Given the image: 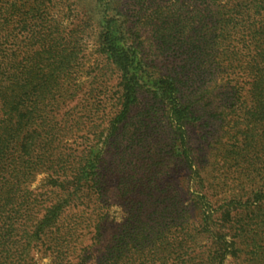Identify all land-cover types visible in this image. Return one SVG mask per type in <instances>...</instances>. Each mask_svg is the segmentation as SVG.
Segmentation results:
<instances>
[{
	"label": "trees",
	"instance_id": "16d2710c",
	"mask_svg": "<svg viewBox=\"0 0 264 264\" xmlns=\"http://www.w3.org/2000/svg\"><path fill=\"white\" fill-rule=\"evenodd\" d=\"M52 1L0 8V264H37L39 249L51 264H225L228 256L264 264V0H73L91 11L117 81L111 96L84 89L76 70L85 30L60 31L44 14ZM149 24L158 34L151 43L141 36ZM15 27L26 50L8 52ZM142 97L149 108L130 123ZM213 106L235 123L218 176L189 132ZM100 112L110 149L142 166L136 182H117L127 217L109 238L104 153L63 144L96 128ZM155 116L171 135L165 153L151 132ZM177 164L187 182L166 180ZM42 172L46 184L32 188ZM229 173L250 184L229 183Z\"/></svg>",
	"mask_w": 264,
	"mask_h": 264
},
{
	"label": "rangeland",
	"instance_id": "374dc122",
	"mask_svg": "<svg viewBox=\"0 0 264 264\" xmlns=\"http://www.w3.org/2000/svg\"><path fill=\"white\" fill-rule=\"evenodd\" d=\"M9 2L11 0H0V8H7L9 6ZM65 0H53L50 5L45 9V16L47 18H51L53 22L58 26L60 31L65 30V32L79 29H84L85 32L83 34V38L79 40L78 43V58L80 66L76 70L78 74H82L80 81L85 82L84 89L94 88L96 89V94L100 92L109 94L108 96L113 95L115 91V84L117 81L112 78L111 79V71H109V67L107 62L103 59V56L100 54L98 50V45L96 43L95 35L97 34L95 29V25L92 19H89L91 11L87 7L76 8V5L73 3V0L67 1ZM35 22V19L33 20ZM52 22V23H53ZM19 30L15 27L13 30V34L9 36V41L5 45V48L8 52H14L20 46L19 50H26L25 43L27 39L24 36L15 37V34ZM156 28L149 25H144L141 28V36L145 42L151 43L152 41L158 38V34L155 32ZM95 77V78H94ZM94 79V80H93ZM93 81V82H91ZM114 88V89H113ZM109 92V93H108ZM102 98V97H101ZM107 98V97H105ZM139 104L133 109L131 113L130 123H134V121L141 119L144 115L145 111L148 110L149 105V97H142ZM106 102V100H105ZM110 103H104V107L101 111L104 112L103 109H106V113L109 111ZM151 104V103H150ZM228 113V116L225 117L220 115L221 111ZM228 108H216L211 107L208 108L207 115L202 121L195 123L190 126V140L194 149L198 154H208V160L215 163V172L213 175L218 176L223 170H227L222 156L224 155V150L229 143L231 127L235 124L232 120V115H230ZM100 119L96 120V128H90L87 124L86 131L78 132L76 134L67 135L64 138L63 144L68 148L67 151L77 150L79 146H92L93 148H97L95 152L92 154V158L96 157L99 151H103L102 160L99 163L98 172L101 173L102 181L107 182L108 187L110 188V194L107 198L108 205V213H109V222L106 223L105 229V237H111L117 228L125 221L127 217V211L122 205V200H120L118 196V191L116 189L117 182H136L140 177L137 176V173H141L142 166L138 163L136 158H129L126 153L121 155L116 152L115 149H110L111 138L108 136L109 131L103 130L107 125V121L109 117L104 116L103 113L100 112ZM97 119V118H96ZM150 126L152 127L151 132L155 135L160 134L163 137V141L161 145L163 152H168L169 145L171 142V135L167 131V123L165 118L162 116H155L149 121ZM166 131V132H164ZM126 143V142H125ZM225 144V145H224ZM167 147H166V146ZM126 146V144H125ZM164 146V147H163ZM70 149V150H69ZM109 150V151H108ZM128 150V147H126ZM77 154V153H76ZM125 156V161L122 160V157ZM138 163V164H137ZM119 170H125V180L120 179V175L118 174ZM229 183L231 184H250V182H235L237 175L234 173H229ZM48 177L47 173H40L36 176L35 180L32 183V188H40L44 186L47 182L46 178ZM139 177V178H138ZM233 180H230L232 179ZM168 182H187V170L183 164H177L173 167L168 173V178L166 179ZM218 180H214L217 182ZM220 219L219 215L215 216ZM221 222V221H218ZM217 223V222H216ZM220 224V223H219ZM206 238V237H205ZM202 238V244L206 243V239ZM264 244V241H263ZM234 258L232 256H228L225 264H244L243 258ZM35 258L37 264H51L52 258L44 254L40 249L36 251Z\"/></svg>",
	"mask_w": 264,
	"mask_h": 264
}]
</instances>
